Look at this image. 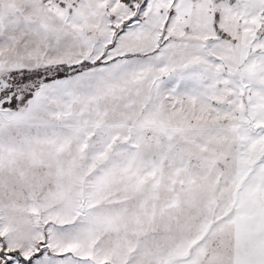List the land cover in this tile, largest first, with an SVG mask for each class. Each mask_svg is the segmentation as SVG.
Masks as SVG:
<instances>
[{
  "label": "snow or ice",
  "instance_id": "obj_1",
  "mask_svg": "<svg viewBox=\"0 0 264 264\" xmlns=\"http://www.w3.org/2000/svg\"><path fill=\"white\" fill-rule=\"evenodd\" d=\"M0 264H264V0H0Z\"/></svg>",
  "mask_w": 264,
  "mask_h": 264
}]
</instances>
